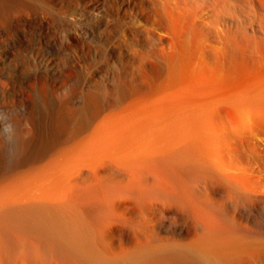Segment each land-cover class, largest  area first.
<instances>
[{
	"label": "bare ground",
	"instance_id": "bare-ground-1",
	"mask_svg": "<svg viewBox=\"0 0 264 264\" xmlns=\"http://www.w3.org/2000/svg\"><path fill=\"white\" fill-rule=\"evenodd\" d=\"M141 1L149 73L113 104L101 86L20 110L0 149V264H264V78L230 81L244 47L223 68L206 46L212 4ZM14 3L0 0L7 50V31L33 29Z\"/></svg>",
	"mask_w": 264,
	"mask_h": 264
},
{
	"label": "rangeland",
	"instance_id": "rangeland-1",
	"mask_svg": "<svg viewBox=\"0 0 264 264\" xmlns=\"http://www.w3.org/2000/svg\"><path fill=\"white\" fill-rule=\"evenodd\" d=\"M14 1V17L11 16L14 23L22 25L28 21L33 29L23 35L7 31L6 36L12 38L13 43L9 50L5 47L4 38L0 39V149L11 138L22 108L36 119L41 112L40 103L44 100L53 104L59 99L69 102L71 98L84 97L101 86L107 87L109 102L113 104L124 82L123 77L136 76L140 69L149 73V63L156 60L155 43L142 29L150 24L142 20L139 13L140 6H145L148 16L151 11L141 0H107L108 3L103 0ZM184 2L190 5L195 2L212 4L214 11L206 12L213 16L214 23L211 27L202 24L200 28L206 46L210 48L213 45L227 52L223 68L227 67L231 57L238 62L240 54L235 47L236 42L243 44L241 57L244 61L242 68L238 69L242 73L237 66L228 65L235 73L231 72V82L234 83L232 79L237 72L241 79L244 75L242 80L248 84L263 80L264 0ZM62 23L66 24L65 27ZM184 23L185 29L187 24ZM41 34L46 41H39ZM180 43L177 44L178 52L184 46L183 43L181 47ZM182 51L185 52L184 49ZM182 51L177 52L178 56H182ZM199 58L198 54L191 58L194 67L202 65ZM234 59L232 61L236 64ZM238 77L235 81L240 79ZM136 78L137 84L143 83L142 78Z\"/></svg>",
	"mask_w": 264,
	"mask_h": 264
}]
</instances>
